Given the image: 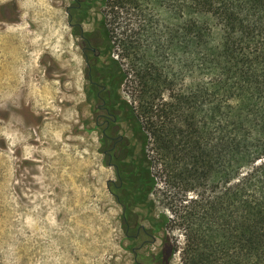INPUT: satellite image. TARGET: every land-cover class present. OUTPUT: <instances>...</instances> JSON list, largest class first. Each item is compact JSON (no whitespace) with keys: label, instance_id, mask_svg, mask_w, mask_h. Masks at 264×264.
<instances>
[{"label":"trees","instance_id":"trees-1","mask_svg":"<svg viewBox=\"0 0 264 264\" xmlns=\"http://www.w3.org/2000/svg\"><path fill=\"white\" fill-rule=\"evenodd\" d=\"M101 4L116 67L100 76L155 154L123 160L120 185L150 206L158 166L183 264H264V0Z\"/></svg>","mask_w":264,"mask_h":264},{"label":"rangeland","instance_id":"rangeland-1","mask_svg":"<svg viewBox=\"0 0 264 264\" xmlns=\"http://www.w3.org/2000/svg\"><path fill=\"white\" fill-rule=\"evenodd\" d=\"M71 4L0 0V264H134L127 230L135 234L141 225L155 235L140 251L144 264H158L147 255L160 252L167 254L165 264H183V230H165L171 212L158 166L159 185L146 206L131 200L132 187L120 185L103 153V127L95 124L100 100L93 97L99 87H89L81 28L67 12ZM105 12L101 0H85L74 12L73 22L98 43L97 71L116 67ZM119 95L133 99L126 80ZM107 98L118 116L110 133L124 137L117 148L123 160L138 164L144 152L153 160V146L144 143L128 108L116 96Z\"/></svg>","mask_w":264,"mask_h":264},{"label":"flooded vegetation","instance_id":"flooded-vegetation-1","mask_svg":"<svg viewBox=\"0 0 264 264\" xmlns=\"http://www.w3.org/2000/svg\"><path fill=\"white\" fill-rule=\"evenodd\" d=\"M85 0H73V4L69 5L67 8L68 15L70 17V22L73 26L77 25L81 28V44L83 53L86 61L87 68V77L89 81V87L92 91H96L93 97L98 98L100 101L97 104V111L95 114V124L97 126L103 127L102 135H103V153L107 158V162L110 166H113L117 172V175L120 177V165L123 162L122 152L118 151V145L124 140L123 135H113L110 132H114L118 122L117 113L111 108V104L108 102L107 97H112L111 92L106 84H101L99 81L100 78V69L97 71L95 63L98 62L100 57V51L98 50V43H93L89 37L83 32V27L81 22H73L75 15L74 12L82 7ZM107 95V96H106ZM83 106L87 104L85 95L83 99ZM91 118H87L84 120L85 125L89 126L91 124ZM116 127V128H115ZM114 183L113 180H110L109 184ZM129 231V228H128ZM141 234H146V229L142 225L138 227L137 232L135 234H130L127 232V236L131 241V251L134 255V264H144L142 261L143 255H140V251L149 243L150 241H155V238L150 236V238L140 239L139 236ZM147 235V234H146ZM151 253L147 256L151 258L153 261H157L158 264H165L167 260L166 253ZM147 257V258H148Z\"/></svg>","mask_w":264,"mask_h":264},{"label":"bare ground","instance_id":"bare-ground-1","mask_svg":"<svg viewBox=\"0 0 264 264\" xmlns=\"http://www.w3.org/2000/svg\"><path fill=\"white\" fill-rule=\"evenodd\" d=\"M58 53V52H57ZM59 58V57H57ZM14 138V137H13ZM14 139H17V138H14ZM33 139V138H32ZM4 141V140H3ZM13 141V140H12ZM20 141L17 142V144L19 143ZM14 143V142H13ZM15 145V144H14ZM14 147V146H13ZM34 153V151H32ZM33 155V154H32ZM31 157V156H30ZM35 162V161H32V163Z\"/></svg>","mask_w":264,"mask_h":264},{"label":"water","instance_id":"water-1","mask_svg":"<svg viewBox=\"0 0 264 264\" xmlns=\"http://www.w3.org/2000/svg\"><path fill=\"white\" fill-rule=\"evenodd\" d=\"M116 199L118 200V202H120V200H119V198L118 197H116ZM144 227V226H143Z\"/></svg>","mask_w":264,"mask_h":264}]
</instances>
